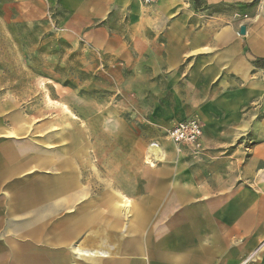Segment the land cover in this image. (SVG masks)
<instances>
[{"label": "rangeland", "instance_id": "rangeland-1", "mask_svg": "<svg viewBox=\"0 0 264 264\" xmlns=\"http://www.w3.org/2000/svg\"><path fill=\"white\" fill-rule=\"evenodd\" d=\"M96 7L85 3L75 11L66 0H0V264L50 261L41 242L35 243L33 225L28 237L19 239L6 219L9 212L25 214L12 219L18 224L45 206L38 180L51 172L34 164L20 173L17 168L41 151L60 164L62 146L77 154L65 165L78 171L79 184L68 189V196L86 192L69 212L76 213L83 202L97 210L111 189L145 211L140 239L147 218L160 207L147 197L170 195L175 192L171 184L180 180L212 188L232 180L234 204L214 214L218 226L212 220L219 232L228 231L230 249L213 264H264V109L258 99L242 110V130L228 136L229 110L213 108L214 93H180L168 74L157 75L150 59L162 46L163 22L175 20L177 12H165L163 0L149 6L138 0L129 10L109 13L91 10ZM190 118L203 128L199 152L168 137L177 123ZM154 146L162 148L163 158ZM123 219L126 224L128 216ZM202 225L206 237L207 224ZM154 226L150 245L143 246L145 262L165 264L168 246L154 241L169 240V221L157 220ZM58 259L90 262L76 260L71 252ZM132 259L137 257L123 253L104 264Z\"/></svg>", "mask_w": 264, "mask_h": 264}, {"label": "crops", "instance_id": "crops-1", "mask_svg": "<svg viewBox=\"0 0 264 264\" xmlns=\"http://www.w3.org/2000/svg\"><path fill=\"white\" fill-rule=\"evenodd\" d=\"M85 3L97 6L91 9L95 12L109 13L129 10L130 6L138 5V0H66V6L75 11ZM163 3H166L165 12H177L178 16L163 22L165 30L159 40L162 46L150 56L157 75L168 74L171 85H177L180 93H214L209 101L213 102V108L229 110L227 135L233 138L235 130H242L245 124L241 121L243 109L254 99H258V108L264 109V0H163ZM242 28L244 34H241ZM255 127L260 131L261 128ZM156 149L163 158L162 148ZM61 151L65 160L60 164H56L52 153L41 151L18 166L19 173L30 164L51 172L38 180L45 206L39 212L26 214L32 217L18 224L12 219L23 218L25 214L17 216L9 212L6 219L19 239L28 237L25 232L33 225L35 243L41 242L40 249L51 258L48 264H70L58 259L60 253L68 255L70 252L76 260L90 261L89 264H104V259L123 253L137 257L131 264H149L145 262L143 246L150 245L157 220L169 221V240L163 237L154 241L155 245L168 246L165 264H213L220 260L219 253L229 252L228 231L219 232L212 220L220 208L234 204L229 193L232 180L216 188L196 180H180L171 184L175 192L171 191L170 195L147 197L146 201L160 207L147 218V232L145 238L140 239L139 228L145 211L138 202L111 189L97 210H91L90 202H83L76 213L69 212L75 206V199L83 198L86 192L75 193V198L74 194L68 196V189L79 184L78 171L65 165L77 154H68L70 149L65 146ZM124 216H128L126 224ZM230 218L235 219L233 210ZM203 221L207 224L204 231H209L206 237ZM4 238L6 242L10 239ZM71 264L78 263L72 261ZM119 264L125 263L120 260Z\"/></svg>", "mask_w": 264, "mask_h": 264}, {"label": "built area", "instance_id": "built-area-1", "mask_svg": "<svg viewBox=\"0 0 264 264\" xmlns=\"http://www.w3.org/2000/svg\"><path fill=\"white\" fill-rule=\"evenodd\" d=\"M155 0H140L146 6L154 3ZM168 137L177 145H183L193 152H199L202 147L203 128L200 121L190 118L177 123L168 134Z\"/></svg>", "mask_w": 264, "mask_h": 264}, {"label": "water", "instance_id": "water-1", "mask_svg": "<svg viewBox=\"0 0 264 264\" xmlns=\"http://www.w3.org/2000/svg\"><path fill=\"white\" fill-rule=\"evenodd\" d=\"M241 34H244V28L241 29Z\"/></svg>", "mask_w": 264, "mask_h": 264}, {"label": "bare ground", "instance_id": "bare-ground-1", "mask_svg": "<svg viewBox=\"0 0 264 264\" xmlns=\"http://www.w3.org/2000/svg\"><path fill=\"white\" fill-rule=\"evenodd\" d=\"M155 147V146H154ZM155 148H159V147H155Z\"/></svg>", "mask_w": 264, "mask_h": 264}]
</instances>
